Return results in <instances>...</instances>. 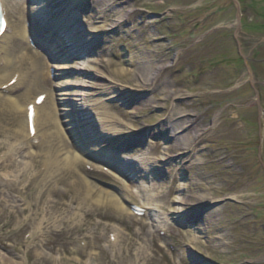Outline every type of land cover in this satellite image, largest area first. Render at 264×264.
<instances>
[{"label":"rangeland","instance_id":"rangeland-1","mask_svg":"<svg viewBox=\"0 0 264 264\" xmlns=\"http://www.w3.org/2000/svg\"><path fill=\"white\" fill-rule=\"evenodd\" d=\"M2 1L12 32L29 7ZM107 1L80 0L83 16L72 24L96 41L67 75L83 84L72 119L92 153L63 169L48 143H30L23 119L0 106V264H88L86 254L101 250L106 257L92 264H105L111 239L139 230L173 264H264V0ZM118 15L123 25L112 28ZM27 52L18 75L37 70L36 85L55 94L61 78L24 42ZM146 61L150 84L135 75ZM37 86L20 92L30 96L22 105L42 93ZM86 94L103 97L108 109L98 117L117 123L110 133L86 122ZM62 104L49 101L63 141L73 133ZM101 136L121 142L113 148Z\"/></svg>","mask_w":264,"mask_h":264},{"label":"bare ground","instance_id":"bare-ground-1","mask_svg":"<svg viewBox=\"0 0 264 264\" xmlns=\"http://www.w3.org/2000/svg\"><path fill=\"white\" fill-rule=\"evenodd\" d=\"M68 1V0H67ZM79 0H73V5H75ZM105 6L108 5V1L105 0ZM35 9L32 8L30 11V16L34 15L36 12L34 11ZM72 10V9H71ZM20 11V10H19ZM22 13H25L24 8L22 9ZM67 14V12H65ZM29 15H24L21 16L20 18L21 24L17 21L16 25L12 27V33L10 32V26L8 25L7 22V28L8 30L5 31L1 36H0V64L4 63L3 69H10L9 72H7L4 75L0 76V106L3 104L10 110L13 118H21L23 119L22 127L23 129H27L26 137L27 140L30 143H33L37 141L38 139H42L41 142L44 144L48 143L49 147V158L52 161H55V163H58L60 167L67 168L73 170L76 165L80 162L81 157L80 152H83L87 155L92 153L90 150H84L83 143H80L79 137L75 135L76 128L78 125L74 122L75 119H72V115L79 113L77 109H71V105L74 106L76 104V100L74 99V96L77 95V90H75V87L77 85L81 86L83 85L82 83H78V81H73L67 77L69 71L76 70L73 65L66 63L67 58L73 57L75 53L69 47L67 46L68 43H66L67 39H63L60 42L61 35L63 36V32L58 33L56 36V40L54 39L52 43H49L48 41L52 37V33H49L47 36V40L44 38L43 43L47 45L51 52L53 53L54 59L60 61H63L64 63H55V64H50L51 66L49 69V75L52 76V71L53 74L55 73V77L61 78L59 82L56 84V93L49 92V94L45 97L44 101L42 104L37 105L36 100L40 95L35 97L34 101L31 103H27L25 106L24 104L22 105V100L27 102L29 101V95L28 93L26 94L23 92L21 94L20 92L27 91L29 87L37 86L36 84L40 81L43 80L41 78L42 75L37 71V70H31L29 74L27 75L26 78H24V75H18V73H21L18 71L23 64L27 62V60H30V54L27 52L25 54H20V49H22L24 42L29 41V36L27 35V21L30 19ZM123 20H125V15H118L116 17V20L113 22L112 28L122 26ZM67 21V20H66ZM80 20H78V23ZM52 27V26H51ZM54 29V27H53ZM71 28V32L74 31V35L77 36V34H81L83 30L77 31V29ZM54 31V30H53ZM66 33H69L67 31ZM51 34V35H50ZM71 34V33H70ZM68 38V36H66ZM71 35H69V38ZM84 40L80 41L79 40V45L82 47L84 46L82 44L83 41H88L89 45L95 44L96 41L94 39L89 38V36H84ZM68 38V39H69ZM90 39V40H89ZM74 39H72L70 42L73 43V50L76 49L75 43L73 42ZM102 41H106V39H102ZM57 42V43H56ZM60 42V43H59ZM63 44V45H61ZM67 57H65V56ZM64 56V57H63ZM66 61V62H65ZM96 61V60H95ZM97 63L99 61H96ZM20 67V68H19ZM2 67L0 66V70ZM2 69V70H3ZM154 69L153 64L150 62L146 61L141 67L136 68L135 70V75L137 77H140L142 82L144 84H150L153 80V72L152 70ZM88 71L90 69H87ZM143 71V73L141 71ZM145 70V71H144ZM158 70V69H157ZM148 71V72H147ZM18 72V73H17ZM127 72V69L122 70V73ZM141 72V74L139 73ZM17 74V76H16ZM14 75L15 78H12L8 81V78ZM12 77V76H11ZM11 80H14V84H5V82H10ZM39 80V81H38ZM38 90H43L40 87L37 86ZM25 93V94H24ZM13 94L14 96H8ZM42 95L45 94V92L41 93ZM23 95V96H21ZM55 96H57L58 100L62 102L63 108L60 109V111H63L65 114V124L67 126H70L69 129H71V137H68L65 134V139L62 141L57 140L54 136L56 134L53 129L54 123L56 120L54 119L53 112L51 108L49 107V101H51L55 105ZM5 100V102H3ZM30 105H34L35 108V117H34V133L30 131L29 127V121H28V113L30 110ZM76 106V105H75ZM106 106H104L103 103L99 101L91 104V108L93 110H97L98 108L100 110H104ZM107 108V107H106ZM108 109V108H107ZM92 115L94 117V112H91V118ZM78 117V116H76ZM178 117H181L179 113H174L172 118L173 120L177 119ZM26 118V120L24 119ZM16 120V119H15ZM101 121V120H100ZM105 123V125L102 126L103 130L107 129L109 125L114 124V119L112 116H108L105 118L102 122V124ZM108 130V129H107ZM63 131V129H62ZM186 131V129H184ZM183 131V132H184ZM64 132V131H63ZM108 132V131H107ZM70 133V134H71ZM175 137L179 136L177 133H174ZM85 140H83L84 142ZM121 141L116 140L117 145H119ZM75 147H77V150H79V154H76L73 149L75 150ZM87 151V152H86ZM96 151V150H95ZM93 151V152H95ZM264 152V149H263ZM96 153H98L96 151ZM99 154V153H98ZM84 159V157L82 158ZM102 170L106 171L107 173H112L113 176H115L118 179H121L118 176V173L115 174L113 173L110 169L106 167H102ZM245 174L243 173L241 178H243ZM244 184V181L242 182ZM242 184L241 186V192L245 190V186ZM108 197L110 198L112 196L111 193H108ZM246 195L242 194L240 198L244 199ZM37 200H39L41 205H45L48 202V195L47 191L45 189H41L39 191V195L37 196ZM179 202L185 204V199L179 200ZM24 210H21L19 208H16V213L20 214L23 213ZM44 213V212H42ZM264 229V226H263ZM33 238L35 236L33 235ZM150 237H148L149 239ZM198 242V241H197ZM108 249H111L112 253H114V258L112 257L109 259H106L105 264H173L170 263L167 260H164V257H158V254L160 253V249L156 246V243L154 240H151L149 243H146L145 240L143 239V236L141 235L140 230L139 231H133L130 232L127 235H117L115 239H112L110 242V245ZM103 250L99 251L98 253L95 254H86V256L89 258L87 260L88 264H92L95 262H99L101 258L106 257L103 255ZM76 253H79V251H76ZM77 264H79V261H77Z\"/></svg>","mask_w":264,"mask_h":264}]
</instances>
